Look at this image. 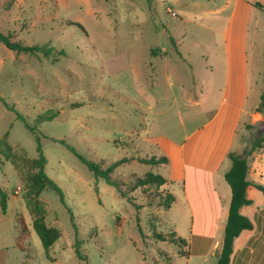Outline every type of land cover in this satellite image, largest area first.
<instances>
[{
  "label": "rangeland",
  "instance_id": "obj_1",
  "mask_svg": "<svg viewBox=\"0 0 264 264\" xmlns=\"http://www.w3.org/2000/svg\"><path fill=\"white\" fill-rule=\"evenodd\" d=\"M261 1L236 8L235 0H0L1 33L27 46L47 45L55 54H18L0 43V139L9 134L15 151L38 157L36 136L21 115L36 128L45 172L61 190L40 197V215L61 232L47 251L33 228L19 173L0 154V185L9 198L6 213L0 205V264H203L199 254L182 256L177 245L154 237L177 231L189 243L204 227L185 206L182 187H174L179 199L171 210L161 206L169 193L164 186L124 199L68 147L104 166L127 159L113 175L120 183L148 172L165 175V165L138 160L165 156L153 141L158 131L149 107L154 98L186 92V100L160 107L167 127L186 118L193 109L189 99H200V84L218 85L227 43L235 69L247 66L241 144L247 151L264 139V113L257 112L264 92V9L255 6ZM233 34L242 39H230ZM215 86L201 108L211 107ZM50 113L59 114L38 121Z\"/></svg>",
  "mask_w": 264,
  "mask_h": 264
},
{
  "label": "crops",
  "instance_id": "obj_2",
  "mask_svg": "<svg viewBox=\"0 0 264 264\" xmlns=\"http://www.w3.org/2000/svg\"><path fill=\"white\" fill-rule=\"evenodd\" d=\"M254 1L256 0H235L236 8ZM261 4H264V0ZM226 31L229 33V28ZM227 39L228 37L225 38ZM230 39L240 40L242 36L233 34ZM225 52L228 62L218 87L212 82L207 88L204 83L200 84V99H189L193 103L191 113L186 118L182 117L175 126H166L168 119L161 118L163 109L160 107L164 103L175 101L177 104L180 99L184 101L188 94L178 93L179 98H154L149 108L158 135L153 137V141L157 144L159 153L170 160L164 166L167 169L163 176L169 180L164 190L173 194L177 202L179 198L174 187H182L185 206L196 219L199 217L196 225L204 226L198 227L196 234H191L189 242L191 255L199 254L203 264H216L217 254L222 246L232 198L231 188L225 180V175L232 166L229 155L234 153L247 156V180L250 186L246 195L251 204L241 208L240 213L252 222L253 228L242 232L235 239L230 264H264V197L259 195L263 193L256 188L258 185L264 187V141L252 152V147L258 141L247 151V146L241 144L244 137L240 131V110L246 109L249 97L247 66L235 69L232 49L228 43ZM210 86L217 87L218 93L213 97L210 108H201L199 103L207 97ZM180 109L177 111L179 114L182 113ZM191 193L194 194L193 197ZM174 232L179 236L177 231Z\"/></svg>",
  "mask_w": 264,
  "mask_h": 264
},
{
  "label": "trees",
  "instance_id": "obj_3",
  "mask_svg": "<svg viewBox=\"0 0 264 264\" xmlns=\"http://www.w3.org/2000/svg\"><path fill=\"white\" fill-rule=\"evenodd\" d=\"M255 6L257 8L264 9V5L261 3H256ZM0 43H2L7 49L18 54L25 53L35 56L43 55L46 58L55 56L53 53L54 48H50L47 45L27 46L21 42L13 41V37L11 35H5L1 32ZM2 101L9 109H11L5 100L2 99ZM257 112L264 113V92L262 94L261 103L257 109ZM58 114L59 113H50L40 115L38 117V121H52L58 116ZM18 117L25 123L27 129L36 136L39 153L38 157L31 159L27 156L25 151H15L8 141L9 134H6L0 139V154L5 158L6 161H10L19 173L20 179L25 187L24 198L26 204L30 209L31 214L35 217L33 228L39 236L44 249L48 251L61 238V232L56 228L48 227L45 218L40 215V197L47 191H54L61 195V190L59 189L57 183L54 182L45 172L47 159L44 156L42 150L40 137L36 134V128L31 126L21 115H18ZM263 141L264 139L260 138L258 142L252 147L251 152L254 151ZM60 143L63 145L66 144L64 141H60ZM68 148L88 167L89 171L93 173L96 180H104L108 185L115 187L120 196L124 199H128V193L135 192L139 189L146 190L147 188L151 187L160 188L169 184V180H167L163 175L155 174L153 172H148L143 177H139L129 184L120 183L113 178V175L121 165L128 162L127 159L124 158L108 166H104L102 163L87 160L83 156L79 155L74 148ZM229 157L232 166L229 172L226 174L225 179L231 188L232 198L229 215L224 230L222 246L219 253L217 254L216 264H230L231 256L234 251L235 239L242 232L251 230L253 228L252 222L240 213L241 208L251 204V201L246 195L247 189L250 186V182L247 180L249 171L247 156L232 153L229 155ZM138 160L139 162L150 166L168 165L170 162L169 158L166 156H152L149 159ZM121 186H125L127 190L123 191ZM256 188L264 195L263 186L258 185ZM8 199L7 192L0 185V205L4 213H6L7 210ZM175 202L176 198L171 193H166L161 198V206L164 208V210H170ZM154 237L159 242L177 245L180 248L179 254L189 257V243L185 239L178 237L176 232L173 231L169 234L156 233ZM183 249H186V251ZM76 254L82 259V255L77 245ZM169 261H171V259ZM155 264L157 263L155 262Z\"/></svg>",
  "mask_w": 264,
  "mask_h": 264
},
{
  "label": "water",
  "instance_id": "obj_4",
  "mask_svg": "<svg viewBox=\"0 0 264 264\" xmlns=\"http://www.w3.org/2000/svg\"><path fill=\"white\" fill-rule=\"evenodd\" d=\"M264 132V121L261 123V129L259 130V134L261 135Z\"/></svg>",
  "mask_w": 264,
  "mask_h": 264
}]
</instances>
